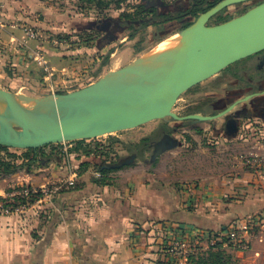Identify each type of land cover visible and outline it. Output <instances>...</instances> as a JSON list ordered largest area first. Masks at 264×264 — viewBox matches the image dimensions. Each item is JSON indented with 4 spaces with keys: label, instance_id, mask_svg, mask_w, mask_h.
<instances>
[{
    "label": "crops",
    "instance_id": "1",
    "mask_svg": "<svg viewBox=\"0 0 264 264\" xmlns=\"http://www.w3.org/2000/svg\"><path fill=\"white\" fill-rule=\"evenodd\" d=\"M54 7L47 0H0L1 30L5 29L2 43L14 69L29 65L30 49L40 43L26 36L24 26L51 28V21L40 15L57 12ZM233 137L234 146L239 147L234 156L219 152L221 157L213 166L210 158H199L196 161L204 163V169L197 172L190 169L194 160H188L190 165L178 176L181 183L162 178L170 175L166 172L168 155L160 154L146 167L148 153L144 152L145 158L136 157L141 159L139 165H122L108 173L107 183H100L97 165L105 158L98 152L100 146H88V140L74 142L71 149H54L45 168L1 174L0 193L18 178L38 186L59 180L65 183L60 193L44 203L41 216L0 215V264H165L158 252L154 223L218 229L264 214V180L236 158L247 144L239 141L238 132ZM142 139L135 138L134 143L140 145ZM84 147L95 151L87 155ZM84 162L88 165L83 167ZM22 171L25 176H20ZM234 254L238 264H264V228L249 250Z\"/></svg>",
    "mask_w": 264,
    "mask_h": 264
},
{
    "label": "rangeland",
    "instance_id": "2",
    "mask_svg": "<svg viewBox=\"0 0 264 264\" xmlns=\"http://www.w3.org/2000/svg\"><path fill=\"white\" fill-rule=\"evenodd\" d=\"M47 1L52 7H57V12L54 11L52 14L48 15V17L43 14L40 16L46 21L50 20L52 27L49 29H43L30 25L33 28H39L38 31L41 34V39L27 37L30 39H36L41 44L39 43L38 47L30 49L34 52L31 51L32 55L28 56V59H31L29 65L23 67L18 66L17 69L11 67L13 69L12 72L17 74L16 77H11L7 73H4V68L9 65L11 56L2 43L5 29L1 30L2 23L0 22L1 89L12 93L20 92L32 96H47L49 94H56L59 91L73 93L94 85L109 72H118L126 67L135 58L156 44L160 37L163 38L171 33L173 34L182 28L181 25H169L172 23H167V27L161 31H155L153 27L149 28L147 30V37L142 41H140V36L130 39L128 37V32L120 30V27L117 24L120 19V14L123 11H134L135 6L140 3L147 6L150 2L156 1L160 4L159 10L161 12H168L181 7L184 2L190 0H126L121 8H116V5L113 4V8L101 13L87 7L85 8L86 10L80 9L75 0ZM262 1L264 0H247L233 4L224 9L223 15L229 18L234 17ZM146 15L151 16L147 12H141L138 15V18H142ZM106 22H111L112 24L109 29L106 28ZM208 23L211 25L218 24L221 23V19L216 14ZM138 43L147 46L146 49L141 52L136 51L135 46ZM107 54L110 55L107 65L101 67L103 57ZM237 67L239 66H236L235 69ZM220 76L222 75H214L203 81L194 89L184 91L176 99L170 110L179 116H183L188 111L186 105L190 99L192 91L197 90L198 88L209 90L212 86V82ZM258 87L263 89L264 84H258ZM249 93H251L250 90H242L239 94H221L219 96L220 99H218V102L216 103L217 108L213 112L225 108L237 97H243ZM211 100L216 101L214 98L212 99L211 95H208L207 101L210 102ZM255 100V98H251L248 101L239 104L237 108H251ZM248 118L263 122V119L258 116H248ZM223 119L224 118L222 117L213 122L207 121L201 123V134L200 132L197 133L194 131L187 133L183 132V129H181V127H183L182 121H176L172 116H166L164 118L149 121L138 127L106 133L92 139L81 140H88L86 142L88 143V146L90 145L96 148L100 146L98 152H109V156L106 154L103 155L105 158L104 160H108L109 162L115 161L114 165H118L121 164L125 158L127 159L132 156V151L128 150L127 147L129 145L135 147V138H141L142 136L143 138L146 136L150 137L151 133L160 124L165 123L168 127L171 125L176 127L178 125L177 127L180 128L177 130H172L171 127L169 128L170 131H173H171V133L173 137L178 140V144L175 148L164 153V156H169V163L166 165V172H169L170 175H164L162 178L166 179L168 182H171V180L174 179L172 182L181 183V178L178 176H182L184 173V167L190 165L188 160H194L191 168H188L197 172L204 169V163L200 164V162L196 161L197 159L206 157L208 159L210 158L212 161L211 165L213 166V164L217 162L215 160H218L219 157H221L219 152L225 154L231 153L230 155L234 156V151L239 150V147L234 146V137L231 139L222 138L220 142L211 139V124L215 123L220 125ZM151 138L153 137L151 136ZM74 141H64L61 143L46 145L42 147L41 151L52 152L54 149L60 151L64 146L71 149L76 146ZM239 141H241V139ZM115 142H118L119 144H116ZM26 150L27 149L23 148L8 147L7 151L21 154L26 152ZM0 153L6 154V151L1 149ZM140 160L141 159H135L132 157L130 161L125 162L122 165H139ZM150 163L151 157L148 154L144 166L149 167L151 166ZM153 166L160 167L158 164H154ZM25 174L26 173L22 171L20 176H25ZM19 180L29 182L21 178L16 179V181ZM29 216L32 217L33 215Z\"/></svg>",
    "mask_w": 264,
    "mask_h": 264
},
{
    "label": "water",
    "instance_id": "3",
    "mask_svg": "<svg viewBox=\"0 0 264 264\" xmlns=\"http://www.w3.org/2000/svg\"><path fill=\"white\" fill-rule=\"evenodd\" d=\"M243 1L247 0H221L182 28L183 45L176 53L174 66L164 86L148 87L134 98L122 99V92H103L99 81L73 93L54 94L63 98L58 102V108L76 107L74 115L56 119L45 113L26 110L17 114L8 104V95L14 93L0 88V98L12 109L10 116L0 114V126L9 127V134L0 136V144L38 149L53 143L92 139L166 116L182 119L170 110L180 94L231 63L264 49V1L221 23H208L226 7ZM199 29L204 32L198 34ZM141 105L149 108L141 110ZM189 117L211 118L198 114Z\"/></svg>",
    "mask_w": 264,
    "mask_h": 264
},
{
    "label": "built area",
    "instance_id": "4",
    "mask_svg": "<svg viewBox=\"0 0 264 264\" xmlns=\"http://www.w3.org/2000/svg\"><path fill=\"white\" fill-rule=\"evenodd\" d=\"M24 31L30 38L41 39L40 32L33 27L24 26ZM238 133L241 134L240 139L247 144V148L236 153V158L264 180V120L260 122L246 118ZM98 175H101L100 172ZM2 180L0 174V182ZM64 183L59 180L38 186L22 180L13 181L4 193H0V215H15L20 218L24 216L28 218L29 215L41 216L44 203L52 199L62 189ZM154 225L157 226L155 238L158 252L163 255L165 264H190L191 254L215 245L223 236H228L233 242L234 251L249 250L252 243L262 235L264 214L259 213L233 221L217 236L210 235L206 229L194 225L167 221Z\"/></svg>",
    "mask_w": 264,
    "mask_h": 264
},
{
    "label": "trees",
    "instance_id": "5",
    "mask_svg": "<svg viewBox=\"0 0 264 264\" xmlns=\"http://www.w3.org/2000/svg\"><path fill=\"white\" fill-rule=\"evenodd\" d=\"M58 1V0H54ZM82 10H86L85 8H90L91 10H96L99 13L105 12L113 8V4H115L116 8H121L122 4L126 0H75ZM221 0H190L188 1L187 6L182 5L179 8H175L173 11L161 12L159 10V3L156 1L150 2V4L144 5L143 3L135 6L134 11H123L120 14V19L117 24L120 27V30H125L128 32V37L130 39H134L137 36H140L142 41L147 37V30L151 27L154 28L155 31H161L166 28L167 23H171L173 20H177L180 22L182 28H185L202 12L207 11L211 7H213L217 2ZM141 12H147L151 16H143L142 18H138V15ZM224 10L220 11L217 15L221 19V22L226 21L232 17H226L223 15ZM111 23V22H110ZM181 28V29H182ZM163 38H159L160 41ZM147 46L142 45L140 43L136 44V51L141 52L146 49ZM110 58V55L107 54L103 57L101 67L107 65V62ZM12 66L8 65L4 68V73H7L9 76H13ZM65 91H59L57 94H63ZM146 144H150L152 140L151 137L144 138ZM87 140H77L74 142H78L79 144L86 142ZM95 141V140H92ZM99 146V145H98ZM135 147L131 148L132 153L138 155V149L140 145L135 144ZM141 157L145 158V154L143 153L145 150H149V147H143ZM5 150L6 154L0 153V174L7 175L18 172L20 170L30 171L36 167L45 168L48 162L52 159V152L47 153L45 151H41L42 148L33 149L29 148L26 152L21 154H15L14 152H9L8 146H4L0 144V150ZM81 148L76 147V150ZM84 153L89 155L93 151L94 148H83ZM108 155L109 152H103L101 155ZM115 161L109 162L108 160H103L102 163L97 165V168L101 172V177L97 178V181L100 183H107L108 173L117 170L122 166V164L114 165ZM88 163H82V166H87ZM63 190V189H62ZM60 190V191H62ZM60 191L58 193H60ZM57 193V194H58ZM56 194V195H57ZM43 215V214H41ZM210 232V235L213 234L215 236L219 235L221 232L225 230L224 227H220L218 229H206ZM233 242L229 239L228 236H223L215 245L209 246V248L205 250H198L197 252L191 254L189 256L190 264H238L239 260L236 258L234 254ZM160 263V261L158 262Z\"/></svg>",
    "mask_w": 264,
    "mask_h": 264
},
{
    "label": "flooded vegetation",
    "instance_id": "6",
    "mask_svg": "<svg viewBox=\"0 0 264 264\" xmlns=\"http://www.w3.org/2000/svg\"><path fill=\"white\" fill-rule=\"evenodd\" d=\"M220 2V1H219ZM218 3V2H217ZM188 1L184 2V6H187ZM231 6V5H230ZM229 7V6H228ZM226 7V8H228ZM224 10V9H223ZM218 14V13H217ZM172 24L169 25H180V22L177 20L171 21ZM112 26L110 22H106V28L109 29ZM167 27V25H166ZM236 66H239L235 69ZM222 73V74H221ZM215 75H222L219 78H216L212 82V86L209 90H204L198 88L193 90L190 99L187 102L186 107L188 111L181 117L182 119H175L176 121H182L183 124L181 129L183 132H197L202 133V128L200 126L203 122H213L219 118H224L220 125L211 124L210 133L212 134L211 139L216 140L218 138H229L233 137L234 133L239 132L241 125L244 119L248 116H258L264 120V88L260 89L258 84H264V49L240 59L236 62L231 63L220 72ZM214 76V75H213ZM258 77V78H257ZM209 79V78H208ZM205 81V80H204ZM203 82V81H202ZM202 82L190 87L188 91L194 89ZM259 88V89H258ZM242 90H250L251 93L246 94L243 97H237L234 101L226 106L225 108L215 111L217 100L220 99L221 94H239ZM208 95L212 96L216 101H207ZM247 100H242L244 98ZM251 98H255L254 104L251 108H237V106L243 102L248 101ZM241 100V101H240ZM230 108V109H229ZM225 112L223 115L218 116L219 114ZM202 115L210 116L208 120H202L199 118L189 117L190 115ZM170 125V124H169ZM178 126V125H177ZM170 126L172 130H177L180 127ZM170 127L167 124H160L150 135L152 140L150 144H146L144 138L140 141V147L137 150L139 155L134 156L135 158L142 153L145 147H149V150H145L144 153H148L151 159L158 157L160 154L165 153L168 150L175 148L178 144L171 131ZM173 132V131H172ZM205 134V133H204ZM149 137V136H146ZM145 137V138H146ZM128 159V158H127ZM129 159L128 161H130ZM133 160V159H132ZM126 159L121 162V164L128 162Z\"/></svg>",
    "mask_w": 264,
    "mask_h": 264
},
{
    "label": "bare ground",
    "instance_id": "7",
    "mask_svg": "<svg viewBox=\"0 0 264 264\" xmlns=\"http://www.w3.org/2000/svg\"><path fill=\"white\" fill-rule=\"evenodd\" d=\"M180 30L158 41L120 71H111L103 76L100 80L103 92H114L115 94L122 92L120 97L124 99L126 97L134 98L148 87H163L174 66L176 53L183 45L184 33ZM203 32L202 29L197 31L198 34ZM60 100L63 98L54 94L32 96L15 92L13 95H8V104L14 108L17 114H22L23 110H26L33 113H45L59 119L76 113V107L58 108L57 104ZM10 107L7 106L5 100L0 98V114L10 116L12 112ZM147 108H149L147 105L140 106L141 110ZM8 134V125L0 126V136H7Z\"/></svg>",
    "mask_w": 264,
    "mask_h": 264
}]
</instances>
